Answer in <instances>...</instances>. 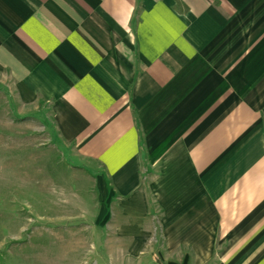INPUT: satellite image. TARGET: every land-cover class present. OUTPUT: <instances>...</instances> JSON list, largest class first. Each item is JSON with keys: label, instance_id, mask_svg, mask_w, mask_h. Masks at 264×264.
I'll return each mask as SVG.
<instances>
[{"label": "crops", "instance_id": "crops-1", "mask_svg": "<svg viewBox=\"0 0 264 264\" xmlns=\"http://www.w3.org/2000/svg\"><path fill=\"white\" fill-rule=\"evenodd\" d=\"M0 95L83 175L90 259L264 264V0H0Z\"/></svg>", "mask_w": 264, "mask_h": 264}, {"label": "rangeland", "instance_id": "rangeland-1", "mask_svg": "<svg viewBox=\"0 0 264 264\" xmlns=\"http://www.w3.org/2000/svg\"><path fill=\"white\" fill-rule=\"evenodd\" d=\"M37 124L33 116L15 114L0 95V264H108L89 258L91 230L79 218L83 175L37 149L49 142ZM148 204L149 220H158L149 192Z\"/></svg>", "mask_w": 264, "mask_h": 264}]
</instances>
